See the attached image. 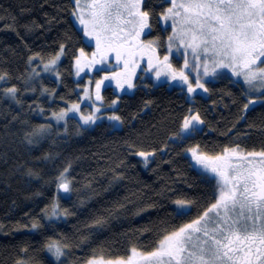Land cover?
I'll return each mask as SVG.
<instances>
[{"label": "trees", "instance_id": "1", "mask_svg": "<svg viewBox=\"0 0 264 264\" xmlns=\"http://www.w3.org/2000/svg\"><path fill=\"white\" fill-rule=\"evenodd\" d=\"M168 5H143L153 28L148 36L160 43L169 34L160 24ZM76 7L75 0H0V264H56L46 249L52 240L67 245L61 264H85L94 252L124 256L133 245L151 250L165 230L197 218L218 195L215 180L193 168L187 149L199 145L210 155L237 144L264 149V102L244 111L258 97L228 78L191 96L185 84L139 80L134 94L121 95L108 111L119 123L87 128L67 115L64 122L53 116L52 125L53 113L80 100L75 60L81 49H94L76 24ZM58 54L61 60L46 70ZM55 70L58 77L45 76ZM10 87L18 89L19 103L5 95ZM102 96L107 106L118 97L108 85ZM189 109L200 114L204 130L181 135ZM40 126L50 127L40 133ZM137 151L155 155L145 166ZM66 168L71 191L62 195L58 177ZM177 199L191 201L190 208L179 209ZM34 222L40 227L32 229Z\"/></svg>", "mask_w": 264, "mask_h": 264}, {"label": "snow or ice", "instance_id": "2", "mask_svg": "<svg viewBox=\"0 0 264 264\" xmlns=\"http://www.w3.org/2000/svg\"><path fill=\"white\" fill-rule=\"evenodd\" d=\"M75 3L77 7L73 15L81 13L78 19L84 26V34L95 41L96 48L91 59L83 49L80 50V57L76 59L77 75L84 66L103 63L112 53L116 62L123 64L121 71H113L96 81L97 100H102L100 87L105 80H115L116 87L121 91L125 84L131 90L139 61L145 57L148 64L145 71L155 68L157 80L162 75L180 80L187 85L189 96L197 89L209 91L200 75L194 82L190 81V74L173 67L169 55L165 54L161 59L158 40L140 39L146 35L145 29L150 31L151 28L150 12L143 9L145 0H89L83 7L81 0H75ZM168 3L170 6L160 13V19L165 23L172 22V35L168 36L169 53L172 42L178 41V47L191 50L196 62L193 69L199 73L202 68L203 77H216L218 69H228L233 76L242 77L249 92L264 93V0H168ZM85 10L87 20L83 15ZM63 50L61 45L60 54ZM60 54L50 61L52 67L60 59ZM186 57L187 52L185 69L189 67ZM50 65L46 64L45 69ZM4 79L0 75V81ZM3 91L19 103L17 88ZM116 103L113 100L109 107ZM256 103L258 100L249 98L243 110L247 111L250 105ZM70 110L79 112V104H73ZM95 111L100 112L101 109L96 107ZM67 114L61 110L53 116L59 121ZM80 119L84 124L91 125L103 117L82 114ZM108 119L117 123L121 121L118 115H111ZM203 123L200 114L189 109V114L183 117L180 134L191 135ZM46 127L50 126H40L38 131L42 133ZM29 143L32 141L29 140ZM186 151L191 154L195 165L216 178L218 195L214 197L215 202L190 222L171 231L165 230L151 250L133 245L128 254L116 257L94 252L85 264H264V149L246 151L237 144L224 147L219 154L210 155L197 145ZM134 154L143 158L145 166L148 157L155 155L145 151ZM67 171L68 168L58 177V188L65 193L71 191V181L65 176ZM29 175L32 173L29 172ZM174 203L183 210L190 208L192 202L177 199ZM62 214H67V210ZM96 223L103 221L97 220ZM38 227V223L32 224V229ZM66 247L56 240L46 245L57 264H61ZM17 264L25 262L18 260Z\"/></svg>", "mask_w": 264, "mask_h": 264}, {"label": "rangeland", "instance_id": "3", "mask_svg": "<svg viewBox=\"0 0 264 264\" xmlns=\"http://www.w3.org/2000/svg\"><path fill=\"white\" fill-rule=\"evenodd\" d=\"M165 1L168 3V0H165ZM87 2H89V0H81V7H83V5L85 3H87ZM169 6H170V4L168 5V7ZM80 15H81V13L77 12V14L75 15V21H76V24L78 25V27L84 33V26L80 24L79 19H78V17ZM83 15L85 16V19L87 20L88 16H87V11L86 10L83 13ZM171 23H172L171 20H169L167 23H165L164 21H162L160 19V24H161L162 29L163 30H169L168 36L172 35ZM151 30L153 31L152 26H151ZM168 36L163 38L162 43H160L159 39L155 35L143 37V40H158V42H159L158 54L161 56V59L163 58V55H165V54L169 55V62L173 65V67L176 68L177 70H184L186 74H190V76H189L190 81L194 82V80L197 77V75H200L201 78H202V81L204 82L205 87H206L208 83L214 82L215 80L228 78V79H230L232 81L241 83L243 85L245 91L247 92V94L249 96L258 97V98H253V99L258 100V103H263L264 102V97H263L264 93L249 92L247 90L248 86L243 83L242 77L233 76L228 69H218L219 75H217L216 77H212V76L203 77L202 76V72H203L202 68L199 70V73L193 69V65L196 62H195V60L193 59V57L191 55V50L190 49L186 50L183 47H178L179 42L178 41H173L172 42L173 48H172L170 53L168 52ZM85 38H86L87 42L94 47V49H93V52H94L96 50L95 41L94 40H90L87 36H85ZM186 52H187V57L186 58H187V60L189 62V67L187 69L184 68V61H185V53ZM92 53L91 54H87L89 59L92 58ZM79 57H80V54H79V56L77 58H79ZM60 60H61V58L58 60V62ZM84 63L85 62L82 60V64H84ZM48 64L50 65V62ZM50 67L52 68L51 65H50ZM122 68H123V64L122 63L118 64L116 62V60H115V54L112 53L106 58V60L103 63L95 64V65H93L91 67L84 66L82 68V70L79 72V75H77V65H76V60H75L74 79H75L76 82H81L79 84V91H81L80 100L77 103H75V104H79L80 110H79V112H74V111L70 110L71 106L73 104L68 106L66 109H64V111H66L68 113L67 115H69L67 117L76 118L77 121L80 123V125H82L83 127H87V128H92L97 123H100V122H103V121L109 122L108 117L113 115V114L108 113V111L112 110V108L117 106V104L119 102V98L121 97V95H123V94H128V95L134 94L136 86H137L136 85L137 79L135 81V78H136L137 75L135 74V76L132 78V83H133L134 87L131 90H129L127 88V84H125L124 85V90L121 91L120 89H118L116 87V81L115 80H112V81L105 80L104 83L100 87V96L102 97V100H97L96 99V86L95 85H96V81L102 80L105 75H110L113 71H121ZM136 72H140L139 73V77L142 79L141 81L143 82L144 86H154L155 87V86H157L159 84H162V83H168V86L170 88H173V87L184 88V87H182L183 85L177 86V84H183L182 81H177L176 82L175 80H171L168 76H163L162 75L161 78L159 80H157L156 77H155V73H153L152 76L148 75V74H142L144 72H148V71H145L144 68L140 70L139 67H138L136 69ZM33 76L37 77V80H38L40 75L39 74H33ZM45 76H56V77H58V72H57V70H55L52 74L49 72L48 75L45 74ZM45 76H43V77L46 78ZM150 78L152 79L154 84L146 83V80L150 79ZM3 81L4 80H2L1 82H3ZM1 82H0V85H1ZM105 85L112 86L114 91L118 95V97H116V99H115L117 101V103L114 106H112V107H109V106H107L105 104L103 96H102V89H103V87ZM85 89H87V98L85 97ZM93 105L95 107H93ZM96 107H99L101 109V111L100 112H96L95 111ZM82 114L83 115L94 114L96 116H102L103 119L97 120L95 124L87 125V124H84V122L80 119V116ZM50 117L52 118L53 115H51ZM54 118L49 120L52 123V125H56V121L54 120ZM59 122H64V120L61 119V120H59ZM66 124L63 126L64 128H65ZM185 154L190 159V162H191L193 168H195L199 173L204 174V175L208 176L209 178L214 179L216 181V178L211 173H206V172L203 171V169L200 168V166L195 165V162L192 160L191 154L188 151H186ZM59 192L62 195H67L68 194V193L63 192L60 189H59ZM53 259H54V261L57 264L56 259L54 257H53ZM61 260H62V257H61Z\"/></svg>", "mask_w": 264, "mask_h": 264}, {"label": "flooded vegetation", "instance_id": "4", "mask_svg": "<svg viewBox=\"0 0 264 264\" xmlns=\"http://www.w3.org/2000/svg\"><path fill=\"white\" fill-rule=\"evenodd\" d=\"M145 33H146V35H142L141 36V40H143V37H147L148 35H151L152 33H153V31L151 30V28H150V31L148 30V29H145ZM151 33V34H150ZM139 69L141 70V69H146L147 67H148V64H147V57H145L143 60H140L139 61ZM155 71H156V69L155 68H153L151 71H148V72H144V73H142V74H148V75H153V73H155ZM139 73L140 72H136V78H135V81H136V79H137V81H139V80H142L140 77H139ZM136 81V82H137ZM146 81H150V82H153L152 81V79L150 78V79H148V80H146ZM216 81V80H215ZM194 133V132H193Z\"/></svg>", "mask_w": 264, "mask_h": 264}, {"label": "water", "instance_id": "5", "mask_svg": "<svg viewBox=\"0 0 264 264\" xmlns=\"http://www.w3.org/2000/svg\"><path fill=\"white\" fill-rule=\"evenodd\" d=\"M197 127H199L200 129H202V124L201 125H198Z\"/></svg>", "mask_w": 264, "mask_h": 264}, {"label": "bare ground", "instance_id": "6", "mask_svg": "<svg viewBox=\"0 0 264 264\" xmlns=\"http://www.w3.org/2000/svg\"><path fill=\"white\" fill-rule=\"evenodd\" d=\"M173 48V47H172ZM210 88V87H209ZM120 99V98H119ZM195 169V168H194Z\"/></svg>", "mask_w": 264, "mask_h": 264}]
</instances>
